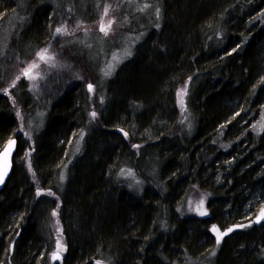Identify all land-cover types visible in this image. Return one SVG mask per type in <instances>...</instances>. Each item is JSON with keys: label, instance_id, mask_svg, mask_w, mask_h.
Wrapping results in <instances>:
<instances>
[{"label": "trees", "instance_id": "1", "mask_svg": "<svg viewBox=\"0 0 264 264\" xmlns=\"http://www.w3.org/2000/svg\"><path fill=\"white\" fill-rule=\"evenodd\" d=\"M105 11L111 36L53 42L64 20L88 25ZM136 34L132 58L103 80L89 45L120 49L115 40ZM51 44L84 78L53 72L38 92L21 79L13 99L0 94V150L18 139L0 192V264H264L263 224L219 243L212 230L237 224L264 194V132H254L264 0H0V89ZM197 188L209 194L207 216L183 206ZM56 210L65 251L54 262Z\"/></svg>", "mask_w": 264, "mask_h": 264}, {"label": "rangeland", "instance_id": "2", "mask_svg": "<svg viewBox=\"0 0 264 264\" xmlns=\"http://www.w3.org/2000/svg\"><path fill=\"white\" fill-rule=\"evenodd\" d=\"M107 13V14H106ZM111 21V27L107 29V32L102 31L101 27L102 25L107 26L108 22ZM114 21L115 18L112 16V14L109 11H105L101 18L92 23V24H71L70 20H64L55 30H54V41H56L59 38L62 37H69L76 35L79 30L85 33L89 32H97L102 38L111 36V34L114 31ZM73 23V22H72ZM57 29H64L63 32H57ZM53 34V33H52ZM5 36L4 33H2V37ZM141 38V34L126 36L124 40L118 39L115 40V43L119 42V48L112 46L110 41H107L103 44L101 41L95 40L91 43L90 48L95 49L97 52L98 57L100 58L99 64H100V75H102V79H107L115 74V72L119 69V67L124 64L125 62L129 61L134 52L135 45L138 43V41ZM88 46V47H89ZM119 49V50H118ZM46 50V52H45ZM111 50V51H110ZM109 51V52H108ZM45 53L44 59L40 58V54ZM107 53V55H105ZM101 61V62H100ZM71 64V66H69ZM62 58L58 57L54 49L51 45H47L44 48L40 49L34 57L28 61L23 63L19 68L17 73L15 74L13 80L5 86L6 88L0 89V93L3 95H7L9 97H12V91L18 84V82L21 79H24L28 81L29 83V89L33 92H38L40 89V85L43 81L48 80L53 74V72H69L71 71L72 76L74 77L73 80H82L84 78V74L75 66V64L72 66L71 62H67L66 65L62 66ZM71 67V68H69ZM63 69V70H62ZM65 69V70H64ZM75 70V72L73 70ZM60 70V71H59ZM62 70V71H61ZM28 71L29 74L26 76L24 73ZM78 76V77H77ZM16 77V78H15ZM77 78V79H76ZM15 79V80H14ZM91 80V79H90ZM87 83V86H92L91 90H89L91 96H94L95 94V86L91 84V81ZM14 83V84H13ZM11 85L12 88L8 87ZM4 89V91H2ZM8 89H10L8 91ZM187 85L186 83L184 85H180L177 88V103L178 105L184 109V114L187 110ZM15 108L17 112V116L19 118V132L23 131V136L26 139H30L29 133L23 128L22 123V114L20 107L15 103ZM181 117L182 120L185 117V115ZM185 120V118H184ZM256 124L254 132L256 136H261L264 132V117L262 116L260 119H257L255 122ZM254 125V124H253ZM76 143V142H75ZM79 147V145L76 147V149ZM33 152L32 144L30 143V148H28L25 152L26 157V164L30 167V156ZM77 152V151H76ZM75 152V153H76ZM38 195L42 194H50L53 195L52 192L48 190H42L38 188L37 191ZM208 193L202 192L198 188L194 190L191 193V196L184 202V208L186 211H188L190 214L194 216H207L209 214V210L207 208V200H208ZM59 205V204H58ZM201 212H205V215H202ZM54 215V225H53V233L55 236V239L57 241L56 248L52 252L51 258L54 262L59 261L61 257L63 256V253L65 251L63 236H62V228L61 223L59 221V218L57 217V210L53 213ZM242 223H246L248 225H251L254 223L256 226H259L261 224L264 225V194L257 197L252 204L249 205V208L245 211L242 217H240L239 220H237V224L230 225L228 229L221 230L219 228H216L219 230L220 233L227 232V235L231 232L238 230L239 228L243 227ZM231 229V231H229ZM216 238L217 232H214ZM226 235L222 236L219 241L223 239ZM59 253L60 257L59 259L53 258L55 253Z\"/></svg>", "mask_w": 264, "mask_h": 264}, {"label": "water", "instance_id": "3", "mask_svg": "<svg viewBox=\"0 0 264 264\" xmlns=\"http://www.w3.org/2000/svg\"><path fill=\"white\" fill-rule=\"evenodd\" d=\"M17 144L18 139L15 137L11 138L0 150V176H2V182H0V192L3 190L8 178L11 175L13 169V158L17 149ZM55 254H57V252Z\"/></svg>", "mask_w": 264, "mask_h": 264}, {"label": "snow or ice", "instance_id": "4", "mask_svg": "<svg viewBox=\"0 0 264 264\" xmlns=\"http://www.w3.org/2000/svg\"><path fill=\"white\" fill-rule=\"evenodd\" d=\"M106 14H107V13H106ZM111 23H112V22L109 21L108 24H107V26L102 25L101 30L107 32V29L111 27ZM56 31L59 33V32H63L64 29H57ZM45 52H46V50H45ZM44 55H45V53H41V54H40V58H41V59H44ZM24 74L27 76V75L29 74V72L26 71ZM91 88H92V86L89 85V90H91ZM93 115H94V114H93ZM12 143H14V142H12ZM5 174H6V173H5ZM0 182H2V176H0ZM201 214H202V215H205L206 213H205V212H201ZM212 230H213L214 232H217V236H218V238H217V243H219V240H220V238H222V236L227 235V232L220 233L219 230L216 229L215 227H213ZM229 231H231V229H229ZM54 259H59V254H58V253L54 255Z\"/></svg>", "mask_w": 264, "mask_h": 264}, {"label": "bare ground", "instance_id": "5", "mask_svg": "<svg viewBox=\"0 0 264 264\" xmlns=\"http://www.w3.org/2000/svg\"><path fill=\"white\" fill-rule=\"evenodd\" d=\"M71 53H72V52H71ZM65 55H68V53H66ZM69 55H70V53H69ZM75 55H76V54H75ZM70 56H71V55H70ZM70 56H69V57H70ZM64 57H66V56H64ZM71 57H72V56H71ZM72 58H73V57H72ZM68 59H69V58H68ZM69 60H70V59H69ZM69 60H67V62H68ZM64 61H65V60H64ZM69 62H70V61H69ZM72 62H74V61H72ZM73 65H74V63H72V66H73ZM69 66H71V64H69ZM69 68H71V67H69ZM16 70H17V69H16ZM62 70H63V69H62ZM62 70H61V71H62ZM64 70H65V69H64ZM72 70H73V69H72ZM17 71H18V70H17ZM59 71H60V70H59ZM73 71L75 72V70H73ZM18 72H19V71H18ZM69 72H71V71H69ZM15 73H17V72L15 71ZM75 73H76V72H75ZM17 74H18V73H17ZM77 77H78V76H77ZM15 78H16V77H15ZM4 79H5V78H4ZM76 79H77V78H76ZM14 80H15V79H14ZM13 84H14V83H13ZM13 84H10V86H8V87L12 88L11 85H13ZM5 86H7V84L4 85L3 87L6 88ZM1 89H2V88H1ZM9 90H10V89H8V91H9ZM2 91H4V89H3ZM0 92H1V91H0ZM4 93H5V91H4ZM4 93H3V94H4ZM0 94H1V93H0ZM177 168H178V167H177Z\"/></svg>", "mask_w": 264, "mask_h": 264}]
</instances>
